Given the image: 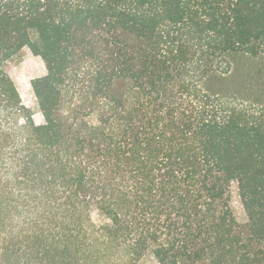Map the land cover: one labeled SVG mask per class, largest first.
<instances>
[{
  "label": "trees",
  "instance_id": "16d2710c",
  "mask_svg": "<svg viewBox=\"0 0 264 264\" xmlns=\"http://www.w3.org/2000/svg\"><path fill=\"white\" fill-rule=\"evenodd\" d=\"M146 257L264 264V0H0V264Z\"/></svg>",
  "mask_w": 264,
  "mask_h": 264
},
{
  "label": "rangeland",
  "instance_id": "374dc122",
  "mask_svg": "<svg viewBox=\"0 0 264 264\" xmlns=\"http://www.w3.org/2000/svg\"><path fill=\"white\" fill-rule=\"evenodd\" d=\"M10 72L19 88L23 102L35 112L36 121L41 122L42 116L38 111V103L31 86V80L45 74L46 68L42 59L25 49L11 62ZM232 205L239 221H246V212L235 191ZM140 264H156V262L152 257H146Z\"/></svg>",
  "mask_w": 264,
  "mask_h": 264
}]
</instances>
